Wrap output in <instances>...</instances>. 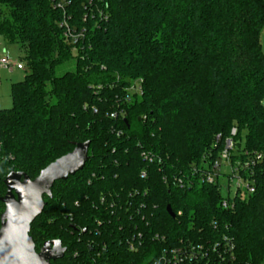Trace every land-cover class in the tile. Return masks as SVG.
Listing matches in <instances>:
<instances>
[{
	"label": "trees",
	"instance_id": "16d2710c",
	"mask_svg": "<svg viewBox=\"0 0 264 264\" xmlns=\"http://www.w3.org/2000/svg\"><path fill=\"white\" fill-rule=\"evenodd\" d=\"M263 30L264 0H0L27 72L0 109V217L10 172L34 179L90 141L32 224L37 251L67 247L52 264H151L190 244L194 264H264ZM228 139L232 163L255 160V192L225 207L203 172Z\"/></svg>",
	"mask_w": 264,
	"mask_h": 264
},
{
	"label": "water",
	"instance_id": "95a60500",
	"mask_svg": "<svg viewBox=\"0 0 264 264\" xmlns=\"http://www.w3.org/2000/svg\"><path fill=\"white\" fill-rule=\"evenodd\" d=\"M90 145V141L76 143L73 151L50 163L34 179L21 171L6 176L7 192L1 198L5 210L0 217V264H52L64 258L67 247L59 239L44 242L37 251L32 224L43 213L45 196L52 197L55 183L85 168ZM168 212L176 216L171 206Z\"/></svg>",
	"mask_w": 264,
	"mask_h": 264
},
{
	"label": "built area",
	"instance_id": "2783aa9c",
	"mask_svg": "<svg viewBox=\"0 0 264 264\" xmlns=\"http://www.w3.org/2000/svg\"><path fill=\"white\" fill-rule=\"evenodd\" d=\"M70 36H77L70 31ZM25 62L19 58H13L7 51L0 54V70H6L13 73L16 70H25ZM131 90L141 92L140 87L133 86ZM235 132V131H234ZM235 144L232 139H228L225 149L220 153L219 159L212 164H207L206 170L203 172L204 179L207 182H218L221 188L226 192L228 198H225L223 205L227 207L236 198L246 199L255 192L254 180L245 174V171L255 163L253 158L246 160H238L236 164L232 163L231 156L234 152ZM247 154V153H246ZM259 155L258 158H261ZM131 249L137 247L131 243ZM198 254L206 257V252L201 246L184 245L174 247L161 255L151 264H194L198 260Z\"/></svg>",
	"mask_w": 264,
	"mask_h": 264
},
{
	"label": "rangeland",
	"instance_id": "374dc122",
	"mask_svg": "<svg viewBox=\"0 0 264 264\" xmlns=\"http://www.w3.org/2000/svg\"><path fill=\"white\" fill-rule=\"evenodd\" d=\"M262 43L264 45V30L262 33ZM6 50L13 58H19L22 55L18 44L8 42L3 35H0V54ZM74 66L73 61L68 66L58 69L57 73L61 74L65 70L73 69ZM26 73V70L17 71L15 74H11L7 71L0 72V109L12 107L13 99L11 95V86L14 82L21 81L25 77Z\"/></svg>",
	"mask_w": 264,
	"mask_h": 264
},
{
	"label": "crops",
	"instance_id": "0c3cea01",
	"mask_svg": "<svg viewBox=\"0 0 264 264\" xmlns=\"http://www.w3.org/2000/svg\"><path fill=\"white\" fill-rule=\"evenodd\" d=\"M7 51V50H6ZM8 52V51H7ZM2 71H6V70H0V72ZM17 71H20V70H16L15 72L11 73V74H15ZM8 72V71H7Z\"/></svg>",
	"mask_w": 264,
	"mask_h": 264
}]
</instances>
